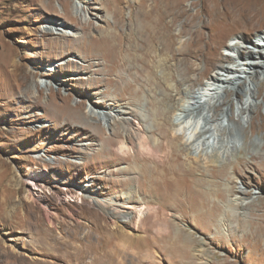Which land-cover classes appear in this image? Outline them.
Masks as SVG:
<instances>
[{
	"label": "rangeland",
	"instance_id": "rangeland-1",
	"mask_svg": "<svg viewBox=\"0 0 264 264\" xmlns=\"http://www.w3.org/2000/svg\"><path fill=\"white\" fill-rule=\"evenodd\" d=\"M159 1L0 0V264H93L92 258L81 259L79 239L86 234L98 239L95 220L101 217L109 229L116 226L91 195L131 211L134 220L123 227L128 235L145 237L140 220L147 217L153 242L165 237L141 255L130 250L115 264H221L225 259L264 264V74L259 70L254 82L243 86L240 99L236 88L227 92L232 103L228 110L237 121L229 122L222 116L227 108L218 107L216 116L231 127L215 131L211 146L215 151L232 147L230 157H221L209 169L201 167L193 176L164 173L166 167L178 172L198 164V154L187 157L178 142L168 139L183 99L176 89L183 77L169 81L172 100L165 106V92L158 86L168 73L161 42L172 43L180 58L189 50H202L194 81L178 85L182 92H203L219 69L236 68L241 60L229 45L256 52L253 44L264 37V0H177V22L169 15L161 26L168 39L149 41L159 21L156 8L172 9L171 0ZM152 10V18L142 15ZM106 36L109 43H101ZM171 59L168 66L173 67ZM180 69L184 73V66ZM249 98L253 106L242 113L241 102ZM111 105L121 107L123 118L134 112L146 117L148 137L159 151L138 147L140 131L128 142L118 120L89 118L94 109L108 112ZM229 129L235 131V141ZM202 178L222 189L206 204L207 214L214 206L222 209L212 224L196 219L198 203L188 194L191 189L208 191V186L191 184ZM84 186L86 192H80ZM238 188L246 194L240 197ZM177 189L181 195L174 197ZM8 197L10 207L2 206ZM238 197L240 205L234 202ZM127 202L131 209H124ZM47 211L55 228L49 229ZM246 235L252 244L243 242ZM183 243L189 247L186 260L180 251Z\"/></svg>",
	"mask_w": 264,
	"mask_h": 264
},
{
	"label": "bare ground",
	"instance_id": "bare-ground-1",
	"mask_svg": "<svg viewBox=\"0 0 264 264\" xmlns=\"http://www.w3.org/2000/svg\"><path fill=\"white\" fill-rule=\"evenodd\" d=\"M158 2L160 1L158 0ZM168 4H171L172 9H170V11L163 10L161 7L156 8L155 12L158 15V19H155V21L156 20H159V21H158L157 27H155V32L149 36V41L150 40L155 41L156 39L159 41V39L161 40V38L162 40L167 38L165 34H163V31H162L163 28L161 26L163 25L162 24L163 21L166 20V18H168L169 15L173 17L172 22L174 24L177 22V19L179 17V12L177 8L180 6V4H178L177 0H171V2L169 1ZM162 5H163V2H162ZM255 6L257 7L255 11L256 12L255 15H256L259 13V9L256 4ZM77 8L78 9L81 8L80 3ZM263 9L264 7H261V10ZM116 12L118 13V10ZM153 13H154V10L150 11V13L148 11H144L142 15L145 18H148V17L152 18ZM65 16H68L67 12L65 13ZM229 21L233 24L237 23V20L234 18H232ZM55 26H56L57 31H61V28H63V26L58 24V22L55 23ZM242 40H238V41H242ZM99 41L103 44H106V43L108 44L109 37L107 36L101 37ZM161 45H163V49L161 50V52L164 53V58H166V60H164L163 67L166 70H168V73L165 74V77L163 79H159L158 86L161 87V89L165 92L164 97L161 101V105L165 106L164 103L171 102L172 100V97L168 95V92L172 91V89L168 85L169 81H174L177 79L179 75H181L183 77V80L178 84L179 86L183 82L184 83L193 82L194 80L191 78V76L199 70L197 62H200L202 59V50L201 48H198L197 50H191V51L189 50V52L183 53L182 56L184 58H180L181 57L180 51L174 50L172 43L163 44L161 42ZM239 45L236 43L235 45L231 44L228 46L229 51L235 52L239 56V59L241 60V62H239V65L236 68L228 67V68L219 69L221 70V73H215L214 75L210 77L209 83L208 85H205L203 92L197 91L195 90V88H191L190 91L188 92L187 91L182 92L177 85L176 89L178 91V95H183V99L180 103V107L177 109V112L174 114L175 121L173 122V125L170 126L169 128L170 131H167L169 132L170 136L164 132V128H163L164 125L162 126L159 125V130L162 132L163 136L166 134L167 137L168 136L170 137L168 138L170 140V144L175 141L178 142L179 144H177L176 147L182 148V152L184 151L185 156L190 157V155L198 154L199 157L196 159V163L198 164L197 165L191 164L188 166V169H186L185 167H180L178 172H176L173 166L171 168L166 167L165 172H164L166 176L178 175L180 172H184L186 176L187 175L193 176L194 171L196 172L197 170L201 169V167L209 169L208 167L211 165H214L216 161L219 160L221 157H225L229 159L230 149L232 147L226 148V149H223L222 147H220L218 151H215V147L213 148L211 146V140L214 135L213 133H215V131L220 132V129L222 128H227V126L231 127L227 121H226L227 125H225V121L222 123V120L224 118L221 119L218 116H216V110H218V107H226L227 110L223 112L222 116L223 117L227 116L229 117V122L236 123L237 120H234L232 118V116L230 115L231 112L228 110V107L232 106V103L227 101V98H226L227 92L233 88H236L235 95L237 98L240 99L242 96L241 90L243 86H246L245 84L247 82H250L252 84L254 80L258 77V75H260L261 73L264 74V37L261 39L260 42H255L253 44L254 47L258 49L256 52L250 51L248 47H242ZM241 48L245 49V51H242ZM167 53L172 54V56L168 57V55H166ZM143 55H144V58H146L147 54L144 53ZM168 58H172L171 60L175 62V65L173 67L168 66L169 64ZM135 59L139 60V58H134V60ZM225 59L229 60L233 58L225 57ZM182 66H184V73L181 72V69H180ZM259 70H261V73ZM172 71H174V73H172ZM249 91L251 92L249 94V97L254 99L255 91L252 88L251 89L249 88ZM131 94L133 97L135 96L136 98L137 93L132 92ZM251 102L252 101L250 100V98L247 99L246 102L245 101L241 102L242 109L240 110L242 111V113H245L247 110H251L253 106ZM120 108L118 106L111 105L109 106L108 112H103L98 109H94L91 115H89V118L97 119L102 116L105 119H109L110 123L118 120L124 128V132H126L128 142H131L130 139H132L133 134H136L134 132L140 131L141 132L140 134L142 135L141 136L142 139L140 142H138V147L143 148V149L145 148L150 151H159L160 146L152 145L148 137V130L145 127L146 117L134 112L130 114L129 117L123 118L125 112H123ZM162 114L164 115L163 112ZM201 120L204 121L203 123L204 125L201 123ZM216 126H218L217 129L215 128ZM143 127L145 128L142 130ZM229 132H230L229 137L232 138L231 141H235L236 139L235 131L233 129H229ZM221 135H222L221 137H223V134ZM224 137L227 138L226 135H224ZM225 138L224 139L222 138L219 141L221 143H224L226 140ZM235 143H233V148L235 146ZM135 147L137 146L135 145ZM130 148L134 149L133 144ZM175 152L173 156H176L177 152L176 153ZM194 183L195 185H197L198 188L199 187L203 188L205 186H208L211 188V189L209 188L207 192H202L200 190L197 191V190L191 189V190H188V194L189 196L191 195L194 198V201H197L198 203L196 205L197 207L196 212L200 213V215L197 214L196 219L203 218V220H205L207 223L212 224L214 221H216V218H217L216 216H218L219 213L222 212L221 211L222 209L221 208L219 209V207L214 206L213 210L212 211L209 210L207 214L205 212L206 204L210 201L209 198L213 193H218V196L221 195L222 189L219 188L218 186L219 184L217 185L213 181L206 180L205 178L198 179V180L194 179L193 183L191 184H194ZM172 186L173 185H171V187ZM85 187L87 188V186H84V188L79 189V191L86 192L87 189ZM212 188H214V190H212ZM180 192H179V189H177L175 191V196L174 195L173 196L177 197L178 195H181ZM244 194H246V192L242 190L241 188H238V195L240 196ZM27 195L34 198L32 193L30 192H28ZM91 196H93L92 198L93 203L99 206L106 213V215H108V217L112 220V223L114 226H116V228L109 229L110 226L107 224L108 222L105 223L106 221L105 217H101L102 219L99 218V221L95 220V222L97 223V227H96L97 229H95V231L97 232L96 238L98 239L93 241L91 238V235H88V234L84 235L83 237L79 239L80 249L82 253L81 255L82 260H85L87 258H92L93 264H97V263L115 264V262L117 261L120 262V259L123 256L128 255L130 250L137 251V253L141 255L143 253V250L148 245H152V247H154L157 242L159 241L162 242V240L165 239V237H162V238H159V241L156 240L155 242H153L154 238L151 237L152 231L149 227L146 226L147 217H144L140 220V225H141L140 229L141 228L143 229V233L145 234V237L140 238V237H132L131 235H128L124 231L123 227L128 226L127 225L128 222H131V223L133 222L134 216H130L131 211L123 210L122 205H121L122 203L119 204L118 202V204L115 205L114 203H110V202L107 203L106 201L101 200L97 196H94V195H91ZM240 197H238L234 201L238 205H240L238 203L241 200ZM9 199H10L9 197L7 200L5 198V200L1 203V205L10 207V202L7 204ZM130 199L132 198H130L129 196L126 197L127 201ZM27 202L34 204V202L32 201H27ZM124 204L126 206L124 207V209L132 208L130 206V203L127 202ZM46 217H47L46 222L50 226L49 229L55 228L56 221L52 219V216L50 215L49 211L46 212ZM103 221H104V225H103ZM38 223H41V224H38V226L40 227L43 226L41 220H39ZM80 224L81 223L79 222L74 225L76 230L80 228ZM103 226H105V230L101 229ZM223 228L225 229V227ZM242 228L243 226L240 227V231L242 230ZM77 234L78 233H76V235ZM253 235H254L253 237L255 238V234ZM166 239H170V238L167 237ZM256 239L254 240L256 241L254 243V247L259 249L261 247V243L259 241L257 242ZM243 242L244 243L250 242L248 241L247 235L244 237ZM250 243L252 244V242ZM183 244L184 246L180 251H181L183 258L186 260L189 247L187 246V243H183ZM175 247L178 248L176 243H175ZM237 251L238 250H235L234 252L233 251L232 252L235 253ZM198 257L202 258L203 256H198ZM185 264H205V263H199V262L198 263H186L185 262ZM221 264H236V262L232 263V262H229L227 259H225Z\"/></svg>",
	"mask_w": 264,
	"mask_h": 264
}]
</instances>
